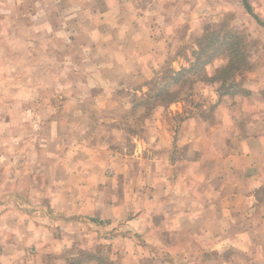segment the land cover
<instances>
[{"label": "crops", "instance_id": "0c3cea01", "mask_svg": "<svg viewBox=\"0 0 264 264\" xmlns=\"http://www.w3.org/2000/svg\"><path fill=\"white\" fill-rule=\"evenodd\" d=\"M106 2L99 3L106 9L103 14L93 13L85 26L81 25L83 20L76 24L83 29L89 27L86 31L74 30L82 55L73 54L80 65L77 71L68 67L71 53L64 54L69 55L68 60L45 51L47 46L39 53L38 44L33 45L35 32L22 37L15 32L8 40L0 33V139L11 137L15 143V139L26 135V112H37V116L47 112L38 133L45 144L38 146L37 142L27 148L21 143L15 148L30 156L26 168L36 173L32 177L36 189L31 194L30 217L46 218L47 225L37 221L30 233L42 241L36 247L41 253L38 263L100 264L101 240L108 232L111 238L105 243L121 264H212L213 256L223 251L264 264V196L260 194L264 189V136H251L233 145L232 133L228 136L232 129L226 108L218 111L225 136L221 142L205 134L199 115L182 117V105L174 103L169 116L158 120L154 135L139 141L134 155L123 157L116 165L120 171L115 176L106 175V161L93 154L99 147L95 139L102 136L106 126L96 123L95 116H99L90 112L92 101L83 100L84 82L80 77L96 74L107 80L117 59L123 58L127 67L122 75L108 79L109 89L103 96L109 100L120 88L129 89L132 96L146 91L145 83L151 79L154 64L165 56L151 28L142 24L140 12L138 17H126L121 6ZM140 2L130 0L128 5L138 9ZM106 41L115 50L121 47L126 51H120L118 58L112 53L102 63L86 53V47ZM86 86H91L90 79ZM49 92L61 94L65 100L60 103V115L54 116L49 106H44L53 105L52 101H39ZM35 102L44 108L38 111ZM9 114H15V123L7 118ZM7 147L0 144V153L9 155ZM180 150L187 151L186 155H176ZM38 156L55 164L46 165L47 178L38 175ZM7 159H0L5 170L14 166L12 159ZM16 166L24 168L22 164ZM22 195L15 199L24 201ZM62 224L69 233L88 238L90 232L98 240L89 246L94 251L91 260L62 254L65 249L75 248L71 236L62 242L55 239V231ZM42 250H51L45 253L46 259ZM0 264H7L2 257Z\"/></svg>", "mask_w": 264, "mask_h": 264}, {"label": "rangeland", "instance_id": "374dc122", "mask_svg": "<svg viewBox=\"0 0 264 264\" xmlns=\"http://www.w3.org/2000/svg\"><path fill=\"white\" fill-rule=\"evenodd\" d=\"M103 1L104 3H107L106 1L117 3L121 6L122 15L126 17L133 18L140 15L142 24L145 23L151 28L152 37H157L156 42L160 43L159 47L165 52L164 58L159 63L154 61L157 64H154L152 68L151 79L145 83L147 84L146 91L135 93L132 96L128 92L134 93L125 88L118 89L109 100L103 96V93L109 89L108 79L113 80L114 77L122 75L127 67L123 58L117 59V65L115 69H112V73L108 74L107 80L96 74L89 78L87 75L80 77L84 82V88L81 89L83 100L92 101L93 108L90 112H96L99 116L98 118L94 115L97 118L96 123L106 126L102 128V136L98 140L95 139L99 147L92 151L94 155L101 156L106 161V175L113 177L117 171H120L116 169V165L120 164L123 157L134 155L139 141L149 140L154 135L158 120L169 116L174 103L182 105V117L199 115L204 121L205 134L215 139L219 138L215 141L221 142L225 138L221 130L223 128L222 117L218 116V111L224 108H226V114L230 116L228 123L232 132L229 131L228 136L232 133L230 139L233 145L251 136H264V25L248 13L243 0H139L141 2L138 9L128 5L130 0H0V33L5 40H8L10 37L13 39L15 32L21 37L35 32L33 45L38 44L39 53L44 50L41 47L46 46L45 51L56 52L59 55L64 56L66 53H71L68 67L77 71L80 65L76 64L78 61L73 54L81 55V53L78 50L79 43L74 36V30L80 28L76 24L83 20L85 22L81 25L85 26L94 17L93 13L103 14L106 9L102 8L103 4H99ZM247 1L255 15L264 23V0ZM137 12H140L139 15ZM19 22L21 24H18ZM88 28L81 27L80 29L86 31ZM217 36H220L221 40L225 38L226 59L215 57L207 64L206 54L209 51L212 53V50L202 53L197 59L198 55L194 53L197 50L200 51L199 44H206ZM23 46L20 48L23 49ZM114 48L106 41L96 47L89 46L88 49L86 47V53L102 63L103 60L111 57L112 53L118 58L120 51H126L121 47L119 50ZM238 49L239 52H236ZM241 50L246 53L243 57L246 59L248 68L237 72L231 81L223 85L220 82L214 83L200 78V72L210 76L216 69L225 64L227 66L230 63V57L240 64L238 54L242 55ZM221 53L214 54L218 56ZM64 57L68 60L69 55ZM147 58L152 60L151 57ZM111 60L115 61V59ZM196 62H199V66L183 76V80L192 79L193 82L186 84L177 101L153 108V101L143 103L145 96L153 86L167 87L170 90L180 89L181 82L171 79V71L189 69ZM89 79L91 86H86ZM135 86L136 84L132 87ZM48 94L46 99L39 97V101H52L53 105L44 106H49V112H54V116L60 115L62 107L60 103L65 101L64 98L61 94L52 95L51 92ZM100 101H105V104ZM213 101H217L216 104ZM42 107L35 102V109L40 111ZM7 112H9L8 108ZM45 113L37 116V112H26L27 116L23 117L26 120L24 125L27 124L26 135L15 139L17 140L15 143L12 142L11 137L0 139V144L4 147L8 146L6 149L9 154L0 153V159H5L6 162L9 157L12 159L11 164L14 165L13 168L5 170V167L1 168L3 165L2 160L0 161V183L2 184L0 185V257L7 264L14 263V261L19 262L18 264H39L40 257L38 256L41 253L36 250V247L42 241H37L30 233L37 221L42 225H47L45 224L46 218L36 216L38 219H33L30 217L31 194L36 189L32 184V177L36 173L32 174L30 167L26 168L30 162V156L20 153V148L15 151V148L18 145L21 146V143L27 148L37 142L38 146L45 144V140L38 136ZM7 118L15 123V114H9ZM86 140L91 139L87 137ZM89 153H87V158ZM186 153L187 151L180 150L176 152V155L185 156ZM73 154L79 157L77 152ZM38 157L40 165L38 175L40 178H47L46 165L55 167V164L48 161L45 156ZM16 164H22L24 168H18ZM51 173H55V170ZM21 193H23L24 201L16 200L15 196ZM260 194L264 196V189ZM101 225L104 226L102 223ZM19 232L21 234H18ZM89 233L88 238H84L79 234L69 233L68 227L62 224L55 231V239L62 242L67 241L66 236H71L75 248L65 249L62 254H75L77 259L86 261L91 260L90 253L94 252H91L89 246L98 243V240ZM51 235L54 236L52 233ZM110 238L111 234L104 232L101 240L104 244H101L102 248L98 254L100 264H121L114 250L106 244ZM77 245H86L87 248L79 249ZM42 251L46 259L45 253L51 250ZM221 253L213 256L212 264H256L249 256L238 255L235 252L226 255V251Z\"/></svg>", "mask_w": 264, "mask_h": 264}, {"label": "trees", "instance_id": "16d2710c", "mask_svg": "<svg viewBox=\"0 0 264 264\" xmlns=\"http://www.w3.org/2000/svg\"><path fill=\"white\" fill-rule=\"evenodd\" d=\"M244 6L247 9L248 13L252 15L261 25H264L262 21L259 20V18L255 15L253 12L251 6L249 5L247 0H243ZM211 35H215L214 33H211ZM225 37V36H223ZM222 37V38H223ZM209 40V39H208ZM206 40V41H208ZM198 48H200V51H196L194 54L198 55L197 59H199L200 55L202 53H207L208 50H212V53L210 51L206 54V62L207 64L210 62L211 59L215 57H223L226 59V41L225 38L222 40L220 39V36H217L210 40V42H206L203 45L199 44ZM230 50V49H229ZM216 52H222L221 54H218L216 56L214 53ZM236 52H239V49L236 50ZM242 55L239 53L240 57V64H237L238 61L230 57V63L226 66H222L221 68H218L210 74V76L204 72H200V78L202 80H207L209 82H220L223 85L226 84V82L231 81V79L235 76L237 72H240L242 70H246L248 68V65L246 63L245 57H243V54L246 55L244 50H241ZM229 58V57H228ZM212 61V60H211ZM205 62V63H206ZM202 63V62H201ZM204 64V63H203ZM199 66V62H196V64H193L191 68H184L181 71H171V79L180 83V89L178 90H170L167 87L157 88L156 86H153L150 88V92L145 96V100L143 101L144 104H146L147 101H153L152 108L157 105L166 106L167 104H170L172 102L177 101L179 98L181 91L183 88H185L186 84L188 82H193L192 79H185L183 80V76L187 74L188 72H191L195 70ZM237 66V67H235ZM229 67H232V69H229Z\"/></svg>", "mask_w": 264, "mask_h": 264}]
</instances>
